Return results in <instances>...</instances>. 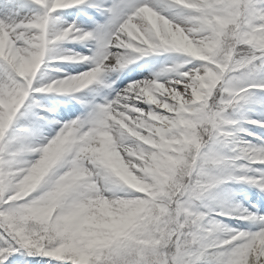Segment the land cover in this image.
I'll list each match as a JSON object with an SVG mask.
<instances>
[{"label": "snow or ice", "instance_id": "obj_1", "mask_svg": "<svg viewBox=\"0 0 264 264\" xmlns=\"http://www.w3.org/2000/svg\"><path fill=\"white\" fill-rule=\"evenodd\" d=\"M0 264H264V0H0Z\"/></svg>", "mask_w": 264, "mask_h": 264}]
</instances>
